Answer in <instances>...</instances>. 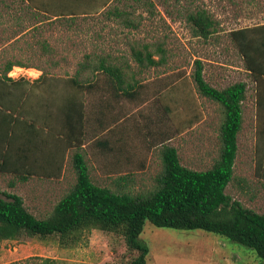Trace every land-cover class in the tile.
Here are the masks:
<instances>
[{
	"label": "rangeland",
	"instance_id": "374dc122",
	"mask_svg": "<svg viewBox=\"0 0 264 264\" xmlns=\"http://www.w3.org/2000/svg\"><path fill=\"white\" fill-rule=\"evenodd\" d=\"M26 1L0 0V192L17 194L30 213L45 219L51 215L55 201L76 181L68 172L67 180L61 178L57 184L28 180L15 187L9 185L20 177L6 172L1 155L13 153L20 120L32 121L46 132L56 126L64 131L63 119H80L74 127L80 125L93 182L118 194L137 196L155 190L164 168L162 150L173 144L184 167L210 169L219 157L224 115L222 108L195 85V62L201 60L210 85L223 89L243 82L250 87L243 106L234 177L226 192L244 207L264 214V154L257 151L255 106L249 104L251 98L254 102L259 79L247 70L233 38L234 32L264 25V0H112L109 9L128 11L126 17L140 25L137 30L123 24L125 17L110 19L107 10L98 16L57 20L32 11L33 1L28 0L30 5ZM198 9L207 10L215 21L208 39L196 37L187 20L188 14ZM137 44V48L149 45L155 60L164 58L163 64L140 67L131 51ZM158 46L163 54L157 52ZM89 53L98 56L89 58ZM108 55L138 93L135 98L118 96L119 118L123 117L122 108L131 115L130 142L135 144V153L132 147L122 150L116 168L111 154L105 158L96 154L99 132L94 130L98 117H103L97 108L98 96H83L80 101V92L72 83L80 73L81 80L99 81L109 88L104 73L83 70L89 62ZM9 62L29 67L22 75L16 70L15 83L1 77ZM41 77L44 79L39 87L37 80ZM74 102L81 103L80 110L71 112L69 106ZM5 116L11 119L9 124ZM155 135L158 138L150 141ZM173 138V144L165 145ZM160 144L164 147L159 148ZM49 188L56 192L48 194ZM140 241L150 247L147 264H261L252 250L201 230L157 228L147 222ZM137 255L128 251L121 234L100 229L86 231L73 247H62L57 236L0 243V264H37L40 258L53 259L56 264H129Z\"/></svg>",
	"mask_w": 264,
	"mask_h": 264
},
{
	"label": "trees",
	"instance_id": "16d2710c",
	"mask_svg": "<svg viewBox=\"0 0 264 264\" xmlns=\"http://www.w3.org/2000/svg\"><path fill=\"white\" fill-rule=\"evenodd\" d=\"M111 1L101 0L100 10ZM106 13L109 18L125 17L122 21L129 29L137 30L140 27L126 17L130 15L128 11L119 7L113 12L108 9ZM60 19L62 18L57 20ZM187 20L196 37L208 39L214 32L215 21L205 9L189 13ZM233 38L245 60L247 70L256 79H264V25L258 29L234 32ZM44 46L46 49V44ZM137 46L138 44L133 46L131 51L140 67L163 64L164 58L155 60L149 45L141 48ZM157 52L163 54L164 51L158 46ZM92 55L98 56L95 53L89 58ZM106 57L89 62L83 70L90 69L96 74L102 72L108 83H113L114 88L131 98L138 96L134 85L126 80L122 68L109 61L110 55ZM15 67L29 68L20 62H9L1 77L7 82L15 83L12 78H8V73ZM195 67L193 79L198 91L218 103L224 115L219 157L210 169L196 171L184 167L178 150L166 146L162 150L164 168L156 179L155 190L137 196L118 194L107 187L96 185L91 178L84 154L76 152L73 157L76 182L55 205L49 217L37 218L28 211L20 196L0 192V243L17 241L24 237L44 239L57 236L62 247H73L80 242L83 233L100 229L124 237L128 251L138 254L129 264H147L150 247L141 242L140 237L149 222L157 228L201 230L218 235L252 250L260 258L261 264H264V214L244 207L226 192L234 177L238 135L243 122L242 103L246 98L247 85L240 82L218 90L205 80L201 60H196ZM42 77L37 80L38 83L43 81ZM94 82L81 80L80 73L72 81L76 88L74 90H81L82 93L92 89ZM87 83L89 84L86 85ZM79 107L74 102L69 109L74 111L79 110ZM39 260L37 264H56L53 259Z\"/></svg>",
	"mask_w": 264,
	"mask_h": 264
},
{
	"label": "crops",
	"instance_id": "0c3cea01",
	"mask_svg": "<svg viewBox=\"0 0 264 264\" xmlns=\"http://www.w3.org/2000/svg\"><path fill=\"white\" fill-rule=\"evenodd\" d=\"M33 3L30 5L27 2V5H30L32 8V11L38 12L40 14L46 15L48 17L52 18H63L62 16H66L64 18L66 19H72L75 20L78 17H93L98 16L101 13L105 12L110 8V5L105 7L104 9H101V0H32ZM99 13H95L98 12ZM64 14V15H63ZM90 54V53H89ZM240 83V82H239ZM87 83L86 85H88ZM42 85V82L38 83V86L40 87ZM106 85L109 87L103 86L101 82L97 81L94 82V86L92 89L87 92L82 93L80 90L79 96L80 101L83 99V96H86L87 98H92L93 96H98V112L103 115V117H98V122H96V128L94 130V133L99 132L96 140V149H97V156L99 158L103 157L105 158L108 154H111L110 156H113L114 161L116 164H114V168L118 167L119 165V158L123 155L122 150H130V147H132L133 152L135 153V144L130 142V139H132V134L130 132V123L129 118L131 117L130 114H127L125 111H123V117L119 118V113L121 112V108L119 106L120 98L121 97H129L126 93L121 92L114 88L113 83H106ZM102 86V88H101ZM214 87L213 85H211ZM255 97L254 102L251 99H249V104L254 105V120H255V126H256V132L258 135V141H257V151L258 154H264V81L258 80L255 83ZM101 88V89H100ZM218 90H224L219 89L217 87H214ZM249 86H247V92H246V98L242 103V111L243 106L247 100L248 90ZM74 89L75 86H74ZM95 91V94L93 93ZM40 92H37L36 95H38ZM100 102H102L100 104ZM78 106L81 105V103H77ZM218 104V103H217ZM219 105V104H218ZM117 106V107H116ZM165 109L168 112L167 107L165 106ZM80 110V108H79ZM72 111V110H71ZM117 111V112H116ZM201 116L204 114L203 108H200ZM80 115V111H79ZM203 117V116H202ZM242 117L244 120V113L242 112ZM7 123L11 119L9 117H3ZM80 120V119H79ZM79 120L74 119H63L61 122L63 123L64 131H59L58 127L56 126L52 131L46 130V132H43V130H40L38 128L39 125L32 121H17L18 126L15 130L14 140L12 142L13 146V153H9L2 156V161L4 163L3 167L6 170L7 173H13L17 175L19 180L17 182H12L9 185L14 186L16 183L18 185L24 184V182L28 180H36V181H43V183H55L57 184V181H59L61 178L63 180H67V177L69 175L68 172L72 174V180L77 178L76 172L74 169L73 164V157L76 152H81L84 154L85 159L87 161V154L85 155L84 151H86V147H84L83 143V136L80 131V125L77 126V124L80 122ZM2 122H4L1 119ZM51 125H55V123H52ZM196 125V124H195ZM243 126V122H242ZM7 127V126H6ZM194 127V126H193ZM242 131V128H241ZM240 131V133H241ZM239 133V135H240ZM160 134V133H158ZM238 135V140H239ZM2 135L0 134V138ZM158 138V136H154L150 141ZM176 141L175 138L168 139L165 142V145H168V143L173 144V142ZM125 147V149L123 148ZM164 147L163 144L159 145V148ZM173 147L177 149L175 144H173ZM153 148L149 151L150 154H152L153 150L157 149ZM164 149V148H163ZM178 150V149H177ZM238 152H239V145H238ZM179 154V151H178ZM238 155V154H237ZM237 159V158H236ZM88 163V162H87ZM101 166L100 168H102ZM98 168V167H96ZM65 176V174H67ZM121 175V174H120ZM119 174L117 176H120ZM122 175H130V173H123ZM75 181V180H74ZM76 182V181H75ZM74 182V184H75ZM70 190V189H69ZM68 190V191H69ZM68 191L58 200L55 201L53 204V208L55 205L68 193ZM56 191L49 188L48 194H54ZM17 195V194H15ZM26 207V206H25ZM52 212V211H51Z\"/></svg>",
	"mask_w": 264,
	"mask_h": 264
},
{
	"label": "built area",
	"instance_id": "2783aa9c",
	"mask_svg": "<svg viewBox=\"0 0 264 264\" xmlns=\"http://www.w3.org/2000/svg\"><path fill=\"white\" fill-rule=\"evenodd\" d=\"M16 70H19V71H21L20 73H21V75L24 73V71L26 70L25 68H22V67H15V68H13V70L12 71H10L9 73H8V77L9 78H12V79H15V75H16ZM26 74V73H25Z\"/></svg>",
	"mask_w": 264,
	"mask_h": 264
}]
</instances>
